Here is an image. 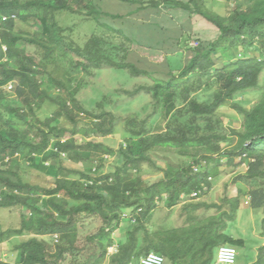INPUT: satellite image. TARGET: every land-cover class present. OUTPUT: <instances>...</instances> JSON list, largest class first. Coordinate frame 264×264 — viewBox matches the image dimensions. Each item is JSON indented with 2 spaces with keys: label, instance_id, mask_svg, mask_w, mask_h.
<instances>
[{
  "label": "trees",
  "instance_id": "trees-1",
  "mask_svg": "<svg viewBox=\"0 0 264 264\" xmlns=\"http://www.w3.org/2000/svg\"><path fill=\"white\" fill-rule=\"evenodd\" d=\"M93 1L0 0V16L6 17V20H0V105L9 91L6 87L10 82L22 105L6 108L7 113L0 111V208L28 210V216H22L17 227L0 232V243L6 236L32 234L34 237L14 245V250L19 253V264H55L65 253L75 250L77 217L87 215L101 220L103 227L99 234L107 239V243L95 242L88 257L92 262L84 264H136L140 257L150 252L162 255L164 264H216L220 246L241 248L244 245L242 239H234L224 232L227 223L235 219L237 199L227 201L231 206L229 212L206 218L192 214L198 208L207 207L205 204H185L182 207L187 213L185 224L171 231L149 233L145 227L158 201L167 200L172 205L185 201L184 196L193 192L199 195L209 189L208 178L215 176L209 164L216 162L218 157L214 156L221 155V144L231 137H236V145L222 155L228 160L239 158V165L247 162L245 176L264 182V92L251 109L235 102L238 95L258 86L259 76L264 71V30L261 29L264 26V0H255L245 9L238 7L227 18L206 10L202 0H148V4L144 0H122L142 8L149 5L158 9L168 5L188 12L189 16H200L215 28L217 37L213 41L198 39L197 46L189 50L184 67L177 73L169 69L163 82L126 92L129 95L140 91L150 94L155 110L161 108L165 120V130L161 133L149 130L154 121L150 118L141 121L137 127L133 116L125 121L127 138L119 153L123 167L132 176H123L119 170L96 175L100 167L93 169L92 174L91 170L69 171V175L79 176L58 178L52 187L46 188L25 181L8 166V162L23 152L26 165L47 173L48 166L43 161L51 156L60 157V153L67 151L102 152V146L96 143L78 146L74 137L112 135L114 120L110 113L100 111L94 115L80 106L75 98L76 90L73 93L68 90L70 78H64L57 68L55 53L62 50L73 55L79 60L77 66L80 68L87 62L93 68H126L135 76L151 74L125 60L128 50L114 47L103 38L91 36L80 46L71 35H66L71 29L59 25L56 14L61 11L74 14L81 9L82 16L97 19ZM30 18L35 19L36 30L26 28ZM19 43L24 44L23 48L18 47ZM257 43L259 56L252 57L249 51H255ZM30 48L33 49L31 55L27 52ZM221 50L230 53L234 60L216 68L214 56ZM111 51L121 54L123 59L114 61ZM12 62L15 67L11 66ZM49 64L53 65L51 70ZM45 77H49L59 91L56 97L52 98L43 88L41 79ZM208 91H212L210 98L200 101L197 95ZM45 100L57 105L53 115L44 121H29L28 113L33 115ZM227 104L242 115L243 120L240 130L229 129L224 133L218 116ZM84 114L90 116L91 121L80 127L79 117ZM12 116L24 123L23 131L12 126ZM60 120L73 127L68 130L60 123L56 124ZM66 133L71 137L62 143L60 140ZM52 139L56 140L57 152L46 153ZM162 152L175 155L177 165H167L162 180L146 185L140 177L142 166L150 164L152 158ZM198 155L200 158L196 159ZM7 157L9 161H5ZM185 158L192 159L193 165H186L182 161ZM197 164L200 169L193 173L192 167ZM34 192L40 197H33ZM60 194L72 202L68 208H65V202H57L56 197ZM250 196L255 209L264 205V190H253ZM124 210H130L133 224L126 231L125 241L109 253L112 240L110 233L104 232L105 227H117ZM55 235L58 242L54 252L49 254L44 240L39 238ZM261 252L264 254L263 247L259 249V257ZM0 264L9 263L0 259Z\"/></svg>",
  "mask_w": 264,
  "mask_h": 264
},
{
  "label": "rangeland",
  "instance_id": "rangeland-1",
  "mask_svg": "<svg viewBox=\"0 0 264 264\" xmlns=\"http://www.w3.org/2000/svg\"><path fill=\"white\" fill-rule=\"evenodd\" d=\"M182 1L185 2V0ZM202 1L206 10L227 18L230 17L231 12L236 8L245 9L252 5L255 0ZM144 2L147 3L148 0H144ZM92 4L96 5L94 17H98L97 19L82 16L81 9L74 14L64 11L56 14V20L59 25L71 29V31H67L66 35H71L72 39L80 46H83L91 36L103 38L104 41L114 47H122L128 52L131 50V45H143L146 50L138 51L139 53L136 54H146L144 60L141 61L139 59L140 61L136 65L134 59L138 55L133 56L130 52L126 55L127 57L125 56V60L140 69L150 71L151 75L135 76L128 69L121 67L103 66L93 68L87 62L80 68L77 66L79 60L73 55L64 53L62 50H58L55 53L54 58L57 68L62 71L64 78H70L68 90L71 93L76 90L75 98L80 106L94 115L100 113V111L110 113L114 120L112 135L107 137L93 135L86 139L79 135L74 137L78 146H82L86 142L96 143L102 146V152H92V150L67 151L65 154L61 153L60 157L51 156L46 161L48 163L47 173L39 172L26 165L23 152L19 153L15 160L9 161V159H6L10 163L8 166L16 170L25 181L38 183L46 188L52 187L58 178H77L79 176L75 174L69 175V171L85 172L86 170H91L90 173L92 174L93 169L100 167L96 175L113 173L119 170L123 176H132L123 167L119 153L120 148H124L126 143L125 121L133 116L137 127L141 121H147L150 118L154 121L149 130L152 133H161L165 130V120L161 114V108L155 110L154 101L150 94L140 91L129 95L126 92H133L139 86H151L154 83L163 82L168 71L166 66L169 67L172 73L180 71L189 58V50L196 47L194 43L198 39L213 41L217 37L215 28L200 16H189L188 12L178 8H170L168 5H162L158 9L149 5L142 8L140 5L122 0H94ZM135 8L143 10L134 14ZM157 13L160 14L157 15ZM116 15H119V17H113ZM151 17L153 18L151 22H146ZM34 22L35 19L30 18L26 22V28L36 30ZM261 29L264 30V26ZM23 45L19 43L18 47L23 48ZM258 47L259 44L257 43L255 51H249V55L258 57ZM133 50L135 51L134 48ZM27 52L31 55L33 54V49L30 48ZM159 53L161 56H157ZM111 57L114 61L123 59L121 54H116L112 51ZM214 60L215 67L221 68L224 64L234 59L230 56V53H224L221 50L214 56ZM159 62L161 63L159 64ZM11 66L15 67L16 65L12 62ZM48 66L49 70L53 68L52 64ZM41 81L43 88L52 98L59 94L49 77H45ZM9 86L14 90L12 84H9ZM12 90L8 91L5 99L1 101L0 111L4 113H7L5 112L6 108H15L19 107V105L22 107ZM263 92L264 71L259 76L258 86L238 95L235 102L247 110L251 109L261 100ZM211 93L212 91L201 92L197 97L200 101L207 100L210 98ZM56 107L57 105L50 100H45L40 108L34 111L33 115L28 113V119L29 121L32 119L44 121L53 115L57 109ZM23 108L27 110L25 106ZM154 113L155 116L153 115ZM218 117L222 122L220 129L224 133H227L229 129L240 130L243 117L233 111L229 104L222 109ZM12 120L13 125H11L17 131L24 130L25 125L22 121L17 120L13 116ZM90 121L91 117L84 114L79 117L78 126L83 127L85 124H90ZM58 123H60V126L63 125L68 128V130L73 127L67 121L60 120L56 122V124ZM70 137L71 134L66 133L62 139ZM236 142V137H231L227 142L222 143L221 155L214 156L218 157L216 162L209 164V168L215 171V176H211L208 190L201 192L194 198L190 197V195L184 196L185 201L180 203L175 202L169 205L167 200H161L156 203L151 219L145 227L149 233L171 231L182 227L186 222L187 215L182 209L185 204H205L207 207L198 208L192 214L199 218H206L222 212H229L231 206L227 201L235 198L238 200V210L235 214V219L227 223V228L224 231L232 238L244 241L243 247L235 248L236 260L234 264H264V254L261 252L262 256H258L259 249L264 248V205L255 209L250 196V192L253 190H264V182L261 179H249L245 176L247 162L239 165V158L228 160L227 156L222 155L223 152L231 150L236 145ZM199 156L196 159H199ZM175 161V155L162 152L159 156L153 157L150 164L142 166L140 177L146 185L160 181L164 178V171L167 165L171 164L175 167L177 165ZM182 161L186 165H193V161L190 158H185ZM194 166L200 169L199 164ZM33 197L38 198L40 195L34 192ZM41 198L44 201L46 200V197ZM56 198L58 203L65 202V208H68L72 203L61 194ZM22 216H28L27 209L22 207L0 208V232L17 227ZM131 218L130 210H124L120 213V221L117 227H105L104 232L110 233V239L112 240V245L109 248H114L115 245L125 241L126 231L133 224ZM77 219L79 224L75 243L76 248L74 251L65 253L62 259L55 264H84L85 262H92L91 259L88 260V257L92 253L95 242L107 243V239L99 234V230L103 225L98 217L79 215ZM32 237L34 235L25 232L18 237L14 235L6 236L5 241L0 243V259L9 264H19V253L14 250V245ZM39 239L44 240L47 251L50 252L49 254L54 252L55 244L58 242L57 235L45 236ZM109 248L108 252H114L113 250L109 251Z\"/></svg>",
  "mask_w": 264,
  "mask_h": 264
},
{
  "label": "built area",
  "instance_id": "built-area-1",
  "mask_svg": "<svg viewBox=\"0 0 264 264\" xmlns=\"http://www.w3.org/2000/svg\"><path fill=\"white\" fill-rule=\"evenodd\" d=\"M0 20L4 21L6 20V17L0 16ZM194 45L197 46V42L194 43ZM10 87L11 86H8V89H11ZM45 164L47 165V163ZM192 171L193 173H197L199 171V168L197 166H193ZM210 179L211 178H208V180ZM190 197L192 198L197 197V193L193 192L192 194H190ZM115 249H116V245L114 248L113 247L109 248V251H112V250L115 251ZM109 253H113V252H109ZM215 260H216V264H234L236 260L235 248L229 245L220 246L217 249ZM136 264H164V258L160 254L150 252L140 257Z\"/></svg>",
  "mask_w": 264,
  "mask_h": 264
},
{
  "label": "crops",
  "instance_id": "crops-1",
  "mask_svg": "<svg viewBox=\"0 0 264 264\" xmlns=\"http://www.w3.org/2000/svg\"><path fill=\"white\" fill-rule=\"evenodd\" d=\"M140 10H143V9H139V8H135V10H134V14H136V13H138V11H140ZM153 13V12H152ZM134 14H133V16H134ZM160 14V13H159ZM158 13H157V15H159ZM128 16H130V14H128ZM128 16H126V17H128ZM153 18L151 17L150 19H148L146 22H148V21H150L151 22V20H152ZM134 21H135V19H133ZM160 22V21H159ZM149 47V46H148ZM133 48L135 49V51L133 50ZM150 48V47H149ZM131 50H129V52L133 55V56H135V55H138V56H135L136 57V59H134L135 60V63H136V65L139 63V59H141V61L142 60H144L145 59V55L146 54H136V53H139L138 51H145L146 49H145V47L143 46V45H131V48H130ZM143 49V50H142ZM145 49V50H144ZM150 49H152V48H150ZM132 51H134L133 53H132ZM129 52H127V55H128V53ZM154 56V55H153ZM157 56H161V54L159 53V54H157ZM127 57V56H126ZM161 62H159V64H160ZM186 64V63H185ZM184 64V65H185ZM167 67V69L169 70V67L168 66H166ZM139 68V67H138ZM168 72V71H167ZM151 75V74H150Z\"/></svg>",
  "mask_w": 264,
  "mask_h": 264
},
{
  "label": "clouds",
  "instance_id": "clouds-1",
  "mask_svg": "<svg viewBox=\"0 0 264 264\" xmlns=\"http://www.w3.org/2000/svg\"><path fill=\"white\" fill-rule=\"evenodd\" d=\"M9 84L11 85L12 83L10 82ZM9 84H8L7 87H6L7 89H8ZM8 90L10 91V90H12V89H8ZM55 141H56L55 139H52V141L50 142L51 144H50L49 148L47 149L46 153H47V152H48V153H52V152H55V153H56V152H57V148L54 147ZM60 141L63 143V142L66 141V139H61ZM55 150H56V151H55ZM60 154H61V153H60ZM41 158H43V157H40V159H41ZM6 159H8V157L5 158V161H7ZM46 161H47V160L43 161L44 165H46V164H45V163H47ZM46 166H48V163H47Z\"/></svg>",
  "mask_w": 264,
  "mask_h": 264
}]
</instances>
